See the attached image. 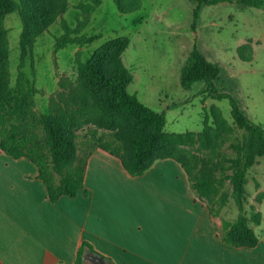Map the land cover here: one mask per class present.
Returning a JSON list of instances; mask_svg holds the SVG:
<instances>
[{
	"label": "trees",
	"instance_id": "obj_1",
	"mask_svg": "<svg viewBox=\"0 0 264 264\" xmlns=\"http://www.w3.org/2000/svg\"><path fill=\"white\" fill-rule=\"evenodd\" d=\"M121 13L137 11L140 0H114ZM192 29L196 31L202 5L214 0H193ZM252 8H264V0H239ZM101 0L80 3L85 14L75 27L62 23L64 33L56 39L55 49L68 45L80 47L99 38L83 30ZM69 9V0H0V150L14 159L26 158L38 169V178L46 187L51 202L66 196L76 197L84 187L90 152L78 154V132L90 128L89 137L99 148L120 159L131 176H140L155 162L173 159L187 173L197 197L213 215H218L229 201H234L237 218L224 221L222 240L235 247H255L258 236L250 226L260 225L262 215L255 208L246 210L248 173L264 160V128L252 121L229 92L217 88L221 67L209 61L193 46L180 71V84L190 90L202 82L203 98L228 100L233 124L212 106L199 132L170 133L166 116L143 104L127 89L134 76L123 61L131 40L120 36L106 41L86 61H78L75 80H60L61 90L50 96L46 112L35 113L38 88L27 73L26 62L37 39ZM17 13L22 24L20 64L14 84L9 70L7 15ZM240 46L243 60H250ZM203 99V100H204ZM212 118V121L210 122ZM229 143L233 153L224 152ZM77 264L82 263V252Z\"/></svg>",
	"mask_w": 264,
	"mask_h": 264
},
{
	"label": "crops",
	"instance_id": "obj_2",
	"mask_svg": "<svg viewBox=\"0 0 264 264\" xmlns=\"http://www.w3.org/2000/svg\"><path fill=\"white\" fill-rule=\"evenodd\" d=\"M90 151L83 189L51 202L37 167L0 150V264H77L81 252L83 264H264V236L255 247L225 243L223 222L236 215H213L175 160L131 176L91 141L78 147Z\"/></svg>",
	"mask_w": 264,
	"mask_h": 264
},
{
	"label": "rangeland",
	"instance_id": "obj_3",
	"mask_svg": "<svg viewBox=\"0 0 264 264\" xmlns=\"http://www.w3.org/2000/svg\"><path fill=\"white\" fill-rule=\"evenodd\" d=\"M90 1L69 0L68 11L37 39L27 59L24 72L34 79L38 88L35 113L47 111L50 96L61 90L60 80L76 79L78 61H86L106 41L127 36L131 43L123 54L124 63L134 76L127 91L152 110L165 113L167 132L201 131L212 106L218 107L224 118L233 124L228 100L210 98L203 108L199 93L204 84L196 83L192 91L183 89L180 84V65L185 63L182 53L188 51V57L194 45L209 61L221 67L217 88L231 93L246 115L264 128V8L243 6L239 0H214L218 3L201 6L197 29L193 31L196 7L193 0H140V8L126 14L118 10L114 0H101L83 30L87 36L97 34L99 38L83 47L68 45L56 50V39L64 33L62 23L75 27L85 18L78 5ZM4 27L8 30L9 70L14 84L21 58L22 24L18 14L7 15ZM246 44L249 49L244 55L250 59L248 61L242 59L239 51L240 46ZM182 91L189 97L186 104L179 102L183 99ZM174 102V106L166 109ZM89 130L86 126L78 132L77 144L83 153L91 141ZM224 152L233 153L229 143L224 146ZM246 187L247 212L255 208L262 215L260 225H250L257 236H264L262 158H258L249 171ZM226 208L238 216L234 201H229Z\"/></svg>",
	"mask_w": 264,
	"mask_h": 264
},
{
	"label": "water",
	"instance_id": "obj_4",
	"mask_svg": "<svg viewBox=\"0 0 264 264\" xmlns=\"http://www.w3.org/2000/svg\"><path fill=\"white\" fill-rule=\"evenodd\" d=\"M94 261L97 263V264H104L103 261L99 258V257H95L93 258Z\"/></svg>",
	"mask_w": 264,
	"mask_h": 264
}]
</instances>
